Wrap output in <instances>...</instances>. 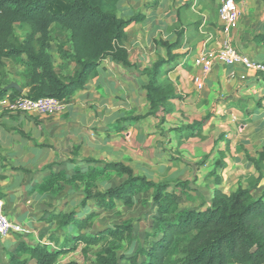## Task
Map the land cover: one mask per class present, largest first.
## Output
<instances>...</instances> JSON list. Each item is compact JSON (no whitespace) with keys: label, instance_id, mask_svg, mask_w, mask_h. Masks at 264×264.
Here are the masks:
<instances>
[{"label":"trees","instance_id":"16d2710c","mask_svg":"<svg viewBox=\"0 0 264 264\" xmlns=\"http://www.w3.org/2000/svg\"><path fill=\"white\" fill-rule=\"evenodd\" d=\"M118 1L0 0V101L8 93L65 99L84 87L108 57L126 67L134 66L126 45L127 28L133 22L144 20V14L139 12L127 19L117 8ZM17 24L29 28L24 40L16 36ZM55 24L70 34L72 47H59L61 56L74 63L68 74L57 70L49 51ZM156 43L165 49V55L140 71L147 77L146 112L119 118V131L124 128L123 122L150 116L165 123L166 115L173 112L170 101L182 98L170 79L162 80L163 73L170 71L180 57L189 55V51L181 50L182 33H177L174 42L156 39ZM18 58H24L28 69L25 80L18 81L26 89L23 93L4 89L11 82L5 83L3 79L6 59L16 61ZM203 122L195 121L174 130L180 140L200 136ZM252 160L259 168L264 162V150L259 159ZM96 162H102L103 166L98 168ZM73 163L76 167L71 174L64 168L55 170L58 163L48 164L43 168L48 173L32 190L55 196L65 186L61 183L76 185L75 182L80 180L83 200L71 206L66 199L62 206L50 211L45 220L54 223L55 228L44 236L45 239L40 238L33 244L19 241L8 250L9 264H81L77 260L60 262L63 255L75 251L80 244H84L85 253L91 252L94 246H101L94 264H264V191L259 197L254 195V190L264 179L263 173L251 181L249 187L240 185L230 193L216 187L207 206L181 211L176 189L182 185L186 187L187 180L155 181L137 174L131 164L122 160L100 161L82 157L74 159ZM9 168L30 172L13 165ZM107 173H116L125 179L118 186L104 190L94 181L98 175ZM5 178V174H0V179ZM141 194L152 201L153 231L146 234V242L153 239L148 245L136 239L133 218L114 227L93 231L103 211L112 210L118 201L131 205L135 195ZM117 239L125 244L126 250L121 254Z\"/></svg>","mask_w":264,"mask_h":264},{"label":"rangeland","instance_id":"374dc122","mask_svg":"<svg viewBox=\"0 0 264 264\" xmlns=\"http://www.w3.org/2000/svg\"><path fill=\"white\" fill-rule=\"evenodd\" d=\"M247 5L251 9L250 17L252 18L257 13L254 7L264 9V0H249ZM245 9L243 8V15ZM246 10L249 11V9ZM245 12L247 13V11ZM259 14L258 10L257 15ZM243 18L245 19L246 15ZM242 22L244 20L241 17L235 33L240 34L237 31H239ZM28 30L27 25L17 24L16 36L24 40ZM69 36V32L61 30L57 24L53 26L49 51L57 70L62 74H68L72 70L71 63L59 53L61 46L64 48L72 47ZM234 45L236 46L235 42ZM188 58L192 61L193 56L189 55ZM215 65H213L210 73ZM26 67L24 58H18L16 61L6 59L4 82H23L28 73ZM194 67L196 71L194 74L199 73L200 69L196 65ZM210 73L206 76V80ZM243 75L241 71L233 70L232 73L230 71L229 77L226 75L225 80L219 81L218 96H215L217 99L214 98L213 102L204 105L201 111H193L189 105L192 102L178 103L174 104L176 112L166 115L165 123H160L158 118L152 116L138 120L136 125L131 127L129 124L123 132L109 137V140L105 136L108 140L105 145L100 141L103 138L101 134L93 136L92 139H84L85 141L80 143L82 146L78 144L79 146L74 148L77 149V159L94 157L100 161L122 160L131 164L137 174L146 175L155 181L187 180L186 187L182 185L176 189V193L180 195L179 210L181 211L186 209L199 210L202 206H207L216 187L225 193L236 190L240 185L249 187L250 182H254L260 173L264 174V162L260 163L259 169L252 160L259 159L260 152L264 150V109L259 110L257 114L260 105L258 101L263 95L254 85L246 84ZM191 82L196 91L204 90H197L193 81ZM142 96L136 95L138 97L137 102L134 101L133 103L130 100L132 108L126 110V114L146 112V106L143 105L145 101ZM234 96L236 97L234 98ZM232 98L235 100L228 102ZM218 110H221L219 114L216 113ZM200 120L204 121L201 135L181 141L174 128ZM208 153L210 154L206 158ZM73 159L75 157L70 156L68 152L62 156L59 163L63 164L64 169L69 173H73L72 166L69 165ZM222 164H224L223 167ZM79 165H82V162ZM95 165L100 168L103 163L96 162ZM56 168L58 169V166ZM15 179H17L16 176ZM124 179V176L116 173H107L98 175L94 182L106 190L110 186H118ZM8 182L7 187H12L15 184L14 179H10ZM75 184L61 183L65 186L58 195L47 197L40 195L41 199L35 198L31 208L35 211L37 222L43 221L44 217L55 207L62 206L66 199L70 201L71 206L78 205L83 200L84 194L82 193L81 181L79 180ZM263 191L264 179L254 190V195L259 197ZM25 196V194L19 195L21 204L27 202ZM3 198L6 201L5 207L9 217L14 219V215L11 213V207H14V205L12 206L13 197L9 192L3 191ZM31 208L29 207V209ZM151 209V199H147L142 194L135 195L131 205L118 201L112 210L103 211L96 220L93 231L114 227L124 223L129 218H133L136 225V239L148 245L149 241L153 239V237L149 238L148 243L146 242V234L153 231ZM26 210L28 211V208L23 207L24 213ZM18 211L22 212L21 207L18 208ZM27 219L28 215L19 221L24 223L27 222ZM54 227L40 222L39 226L28 228L27 232L15 231L9 235H12L10 238L15 239L14 246L19 241L33 244L40 238L44 239V236H48ZM116 241L120 245L118 251L121 254L126 250L125 244L120 243L121 240L117 239ZM83 248L84 244H80L75 251L63 255L60 262L77 260L81 264H94L93 261L96 254L100 252L101 246H94L89 253H85ZM0 250L3 255V249L0 248ZM1 252L0 264H9L5 258L1 257Z\"/></svg>","mask_w":264,"mask_h":264},{"label":"crops","instance_id":"0c3cea01","mask_svg":"<svg viewBox=\"0 0 264 264\" xmlns=\"http://www.w3.org/2000/svg\"><path fill=\"white\" fill-rule=\"evenodd\" d=\"M248 2L249 0L242 7L249 11L245 9L247 11V13L244 11L245 19L243 14L241 16L244 22L237 31L240 34L235 33L234 30L233 40L236 47L243 49L242 51L251 58L264 61V38L262 39L264 9L254 7L260 14L256 13L251 18ZM116 6L127 19L139 12L144 14V20L133 22L127 28L129 38L126 45L134 66L126 67L112 57L106 58L84 87L77 89L64 99L65 111L55 115L40 116L10 112L0 103V174L6 175L5 179H0L2 195L0 200H3L6 205L3 191L9 192L13 197L12 206L14 205L15 208L11 207L12 211H10L14 215L13 220L22 225L21 232H27L28 228L39 226L40 222L56 226L45 220L49 213L43 221L37 222L35 211L31 208L35 198L41 199V196H48L32 190L33 186L41 182L48 173L42 168L51 163H58L54 166L55 170L64 168L63 164L59 163L62 156L69 152L70 156L77 159L78 155L75 153L77 149L74 148L81 145L84 139H92L93 136L101 134L104 139L100 141L105 145L109 137L123 132L129 124L131 127L137 124V121L123 122L121 126L124 128L119 131L117 120L128 115L126 110L132 108L130 100L133 103L137 102L136 95H143L145 101L143 105L147 104L145 90L147 77L140 71L151 66L159 56L165 55V49L156 43V39L174 42L177 39V33L181 32V50L189 51L193 59L200 51L215 50L220 45L222 37L219 17L220 0H119ZM189 55L180 57L177 64L162 76V80L170 79L174 83L176 93L182 96L181 99L170 101L169 104L173 107L172 113L176 112L174 104L187 102H192L189 105L193 111H201L204 105L213 102L215 96H218L219 81L225 80L226 75L229 77V72L232 73L233 70L241 71L245 75L246 84L254 85L262 93L263 97L258 101L260 109L258 108L257 114L259 110L264 109L263 72L246 69L241 65L229 66L219 61L215 63V67L207 77L204 90L198 92L191 82L196 71L193 59L190 61L188 58ZM70 66L73 69L74 63ZM232 100L235 99H229L228 102ZM220 112L221 110H218L216 113ZM184 140L187 139L181 141ZM73 161L74 159L69 163L72 166V172L76 167ZM10 165L26 168L30 172L9 170ZM10 179H14L15 184L7 187ZM20 194L26 195L27 204H21ZM18 204L21 205L17 206ZM19 207L22 212L18 211ZM23 207L28 208L26 213L23 212ZM27 215V222L19 221ZM10 236L12 235L0 236V248L3 249V255L0 250L1 257L7 262L6 252L15 244V239Z\"/></svg>","mask_w":264,"mask_h":264},{"label":"built area","instance_id":"2783aa9c","mask_svg":"<svg viewBox=\"0 0 264 264\" xmlns=\"http://www.w3.org/2000/svg\"><path fill=\"white\" fill-rule=\"evenodd\" d=\"M248 0H220L219 17L221 22L222 37L220 45L215 50L200 51L193 59L200 72L192 76V81L197 90H203L206 76L210 73L216 62H223L229 66L241 65L264 73V61H257L234 45L233 33L238 27L242 16L243 4ZM242 77L245 78V75ZM2 106L10 112L51 116L64 112L66 103L64 99L54 96L33 98L26 95L12 96L8 93L0 101ZM15 231H23L20 223L11 219L5 209V202L0 200V236H7Z\"/></svg>","mask_w":264,"mask_h":264},{"label":"water","instance_id":"95a60500","mask_svg":"<svg viewBox=\"0 0 264 264\" xmlns=\"http://www.w3.org/2000/svg\"><path fill=\"white\" fill-rule=\"evenodd\" d=\"M4 89L6 91L8 90H16L18 91L19 93H23L24 92V89L21 87V85L19 84V82L17 81H11L9 84H7Z\"/></svg>","mask_w":264,"mask_h":264}]
</instances>
